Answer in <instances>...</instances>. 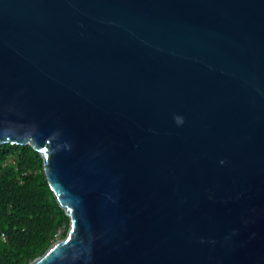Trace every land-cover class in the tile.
Instances as JSON below:
<instances>
[{
	"label": "water",
	"instance_id": "95a60500",
	"mask_svg": "<svg viewBox=\"0 0 264 264\" xmlns=\"http://www.w3.org/2000/svg\"><path fill=\"white\" fill-rule=\"evenodd\" d=\"M5 143L71 219L29 264H264V0H0Z\"/></svg>",
	"mask_w": 264,
	"mask_h": 264
},
{
	"label": "trees",
	"instance_id": "16d2710c",
	"mask_svg": "<svg viewBox=\"0 0 264 264\" xmlns=\"http://www.w3.org/2000/svg\"><path fill=\"white\" fill-rule=\"evenodd\" d=\"M70 225L40 153L31 145L0 144V264H29L66 237Z\"/></svg>",
	"mask_w": 264,
	"mask_h": 264
},
{
	"label": "built area",
	"instance_id": "2783aa9c",
	"mask_svg": "<svg viewBox=\"0 0 264 264\" xmlns=\"http://www.w3.org/2000/svg\"><path fill=\"white\" fill-rule=\"evenodd\" d=\"M3 237H5V235L3 234Z\"/></svg>",
	"mask_w": 264,
	"mask_h": 264
}]
</instances>
